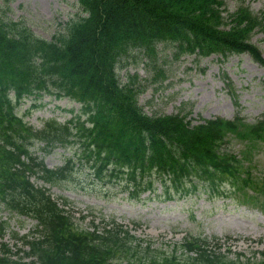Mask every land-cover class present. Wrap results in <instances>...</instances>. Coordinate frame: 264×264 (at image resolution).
Wrapping results in <instances>:
<instances>
[{
    "label": "trees",
    "instance_id": "16d2710c",
    "mask_svg": "<svg viewBox=\"0 0 264 264\" xmlns=\"http://www.w3.org/2000/svg\"><path fill=\"white\" fill-rule=\"evenodd\" d=\"M77 2L86 15L49 39L0 13V203L35 220L30 234H13L27 245L24 256L12 258L0 242V264H264V249L245 262L207 251L217 236L187 233L174 248L160 250L114 217H102L101 227L94 220L82 227L72 209L31 180L35 175L58 185L78 164L135 199L144 192L181 198L198 187L213 195L237 193L241 202L263 197L264 173L252 175L244 163L247 151L238 157L223 146L230 135L246 146L264 143V111L252 123L238 115L192 122L189 110L148 114L138 102L142 82L136 74L122 82L117 68L134 51L156 66L163 43L171 44L175 60L247 52L264 67L259 46L251 42L253 33L264 31V7L257 13L244 3L228 12L223 0ZM155 75L166 77L162 67ZM44 94L73 99L80 107L64 122L48 118L35 127L17 107L27 96ZM35 142L45 151L64 146L74 152L50 168L31 150ZM69 202L62 198L63 205ZM7 226L0 219V237Z\"/></svg>",
    "mask_w": 264,
    "mask_h": 264
},
{
    "label": "rangeland",
    "instance_id": "374dc122",
    "mask_svg": "<svg viewBox=\"0 0 264 264\" xmlns=\"http://www.w3.org/2000/svg\"><path fill=\"white\" fill-rule=\"evenodd\" d=\"M223 1L228 12L234 11L241 3L257 13L264 7V0ZM0 10L3 16L21 21L34 34L46 39L64 28L68 21L86 15L77 0H0ZM251 42L259 46L264 56V31L253 33ZM158 48L161 56L156 66L145 63L146 59H141L139 52L134 51L117 68L122 82L135 74L137 81L142 82L144 91L138 102L148 114L189 110L192 122L216 116L233 119L238 115L252 123L264 111V67L249 53H233L227 57L185 54L175 60L171 57L170 43L159 44ZM159 67L164 69L166 77H156ZM79 107L80 104L73 99L44 94L40 98L25 97L17 110L28 123L40 127L47 118L66 121ZM41 145V142H35L31 150L53 168L63 165L74 152V147L64 146L45 151ZM223 147L238 157L247 151L248 159H244V163L250 165L252 175H263V142L246 146L245 141L230 135ZM31 180L47 187L51 196L61 204L62 198L67 197L70 202L62 206L73 210L76 222L82 227L90 220L101 227L102 217L105 220L114 217L136 236L160 250L174 248L187 233L217 236L218 241L210 240L207 251L232 260L239 256L243 262L247 258H259L264 249V195L253 202H241L235 197L237 193L213 195L198 187L194 193L181 198L162 200L154 198L153 193L144 192L135 199L127 196L116 182H109L107 178L98 180L87 167L78 164L68 179L58 185L44 183L35 175ZM82 214H86L84 219L80 217ZM0 219L8 225L0 242L7 243L12 258L24 256L23 251L28 247L13 234L30 233L35 220L9 211L2 203Z\"/></svg>",
    "mask_w": 264,
    "mask_h": 264
}]
</instances>
